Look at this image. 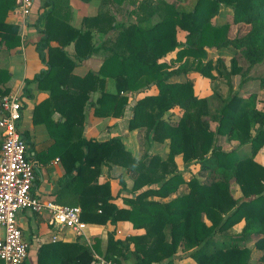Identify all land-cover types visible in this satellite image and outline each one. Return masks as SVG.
<instances>
[{"label": "trees", "instance_id": "1", "mask_svg": "<svg viewBox=\"0 0 264 264\" xmlns=\"http://www.w3.org/2000/svg\"><path fill=\"white\" fill-rule=\"evenodd\" d=\"M148 3L149 0L137 3L138 10H147ZM162 4L166 15L160 22L149 26L143 25L144 18L130 25L112 22L109 30L117 35L96 48L91 27L101 23L100 17L85 18L82 28H74L69 21L54 19L58 7L69 5L66 0L46 2V27L37 48L48 68L33 81H27L50 93L36 107L33 118L35 125L47 126L53 140L43 154L48 155L46 161L41 156L40 161L60 159L65 175L58 201L65 200V206H80L85 223L116 225L127 221L134 229H145L143 237L132 236L124 241L110 234L105 256L108 261L119 264V259H126L129 253L136 256L135 264H175V260L183 258L198 264H249L248 243L253 239L256 248L263 251L264 261V166L256 162L264 148V108L258 109L254 93L233 94V77L243 72L237 59H231L228 70L224 60L215 65L208 59L207 51L235 49L248 63L242 84L248 82L247 74L264 64V0H196L189 11L180 9L177 3ZM16 7V0H0V46L9 50L21 43L18 26L6 21ZM222 7L230 8L233 17L228 23L218 24L216 19ZM233 25L251 29L243 37L230 39ZM52 42L59 45L52 46ZM71 44L75 45L73 58L65 50ZM110 44L120 45L121 50L107 58L106 67L99 73L90 72L85 77L74 74L75 60L88 58ZM173 52V62L181 63L176 69L171 67L173 63H160ZM191 59L197 64L191 66ZM109 67H116V95L106 92V82L100 77L111 74ZM3 73L0 70V75ZM183 74H195L213 82L222 77L230 95L223 99L213 90L212 96L200 97L189 78L184 82L174 80ZM258 80L264 89V76ZM151 83L158 92L137 102L129 130L145 129L148 144L169 140L167 159L144 156L137 160L118 139L100 142L84 138L87 107L93 93L101 91L93 104L95 116L118 118L128 105L124 94L148 88ZM5 94L8 91L0 87V95ZM216 103L218 106L213 107ZM175 108L182 115L179 124L172 126L163 118ZM56 113L60 114L57 121L53 118ZM208 117L216 122V129ZM224 138L240 147L249 145L250 155L242 156L237 149L225 151L218 143ZM180 156L186 166L199 165L200 171L210 174L212 180L204 183L193 177L186 181L178 172L176 159ZM103 165L119 166L135 177L136 195L125 201L128 209L113 203L109 182L99 183ZM120 182L126 191L124 177ZM183 184L189 186L187 195L166 203L149 200L152 196L168 198ZM233 185L240 187L242 198L234 197ZM146 186L151 188L138 194ZM242 222L241 231L231 234L230 230ZM83 252L84 259L76 258L67 264H95L90 249L83 248Z\"/></svg>", "mask_w": 264, "mask_h": 264}, {"label": "crops", "instance_id": "2", "mask_svg": "<svg viewBox=\"0 0 264 264\" xmlns=\"http://www.w3.org/2000/svg\"><path fill=\"white\" fill-rule=\"evenodd\" d=\"M47 1L35 0L32 13L26 22L23 21L17 7L10 12L6 21L9 24L18 26L21 43L19 46L10 50L4 45L0 46V70L4 72L0 75V81L2 82L0 87L2 90H7L8 93H19L22 97L23 112L19 128L28 142L30 161L36 166L37 179L32 188V195L45 204L51 203L57 206H65V200L58 201V194L61 190L62 180L65 175L63 164L58 157L47 161V163L40 161V156L46 161V156L48 155L43 154L51 146L53 140L45 124L35 125L33 122L36 107L47 100L50 93L45 90H40L37 83L27 84V81H33L37 75L46 71L48 68L46 63L41 61L37 48L38 43L44 36L43 30L46 27V21L43 19V16L48 11V8L45 7ZM66 1L69 5L58 7L54 19L69 21L72 27L82 28L85 18L100 17L101 23H94L91 27L95 47L98 48L117 35L116 31L109 30L112 22H114V25H130L138 23L139 18H144V26L154 25L160 22L166 15L162 1L171 3L172 0H149L147 4L149 8L145 11H139L137 8V3L143 0ZM177 2L185 6L189 0H178ZM156 6L158 8L154 10ZM230 11L232 20L233 11ZM58 45L57 42H52V46ZM65 50L73 58L75 45L71 44ZM120 50V45L110 44L109 46L100 48L88 58L75 60L76 66L74 68V74L79 77H85L90 72L99 73L102 67H106L105 63L107 58L114 52H119ZM175 59L176 52H173L161 60L160 63L170 65L172 60ZM115 70L116 67H114V70L112 67H109L107 71L109 73L111 72V74L108 76H100L106 82L104 87L106 92L113 95L117 94V80L114 76L116 73ZM181 76L175 77L179 78L178 82H184L187 78L190 79L192 76H195V74H190L186 78L184 74ZM192 83L195 86L196 82L194 80ZM157 92L154 83H151L148 88L125 93L124 95L128 97V105L118 118L109 116L105 118L96 117L93 104L101 96V91L93 93L91 96V104L87 107L84 138L87 140L94 139L100 142L118 139L125 146L126 150L137 160L142 159L144 156H158L163 160L167 159L170 152L169 140L148 144L145 129L129 130V123L133 117V108L137 102L147 96L155 95ZM181 115V110L175 108L167 112L163 120L172 126H177L180 122ZM53 118L55 121L59 120L60 114L56 113ZM230 145L236 149L239 147L238 143ZM176 163L177 166L179 164L180 169L191 166L195 169H200V166L197 167V165L186 166L183 164L182 157H177ZM121 177H124L127 185L126 191L122 188L120 182ZM98 179L100 184L109 182L111 193L114 197L113 203L115 205L121 209L129 208V205L125 201L136 195V193H133L135 185L134 176L128 174L119 166L113 165L107 167L103 165ZM184 179L189 181L186 175ZM150 188L146 186L139 190L138 194ZM189 192L190 189H187V185H182L177 192L171 194L168 198L152 196L149 200L166 203L179 196L187 195ZM66 200L70 201L71 199L67 197ZM17 222L24 239L30 246L28 259L25 264H67L68 261L76 258L84 259L85 254L83 248L90 249L95 260L94 263L97 264V261L100 259L106 260L105 256L108 254L110 234H113L116 240L121 241L132 236L143 237L146 234L145 229H134L133 225L127 221L118 222L116 225L111 223L106 225L88 224V241H86L78 238L76 233L70 229H61L55 226L52 223V213L50 210H45L42 213H35L28 209L21 210L17 214ZM169 229L170 226H168L167 232L168 240L170 239ZM130 249L133 252L134 246L131 245ZM119 260V264H135L136 256L127 253L126 259L120 258ZM108 262L115 264L111 261ZM0 264L3 263L0 261ZM175 264L198 263L193 259L183 258L177 259Z\"/></svg>", "mask_w": 264, "mask_h": 264}, {"label": "built area", "instance_id": "3", "mask_svg": "<svg viewBox=\"0 0 264 264\" xmlns=\"http://www.w3.org/2000/svg\"><path fill=\"white\" fill-rule=\"evenodd\" d=\"M24 22L30 17L35 0H16ZM23 103L19 93L0 95V261L3 264H25L29 243L17 222L21 210L42 213L50 210L52 223L70 229L77 237L88 241V224L82 221L78 206L45 204L32 195L36 166L30 161L29 145L19 125ZM98 264H111L100 259Z\"/></svg>", "mask_w": 264, "mask_h": 264}, {"label": "rangeland", "instance_id": "4", "mask_svg": "<svg viewBox=\"0 0 264 264\" xmlns=\"http://www.w3.org/2000/svg\"><path fill=\"white\" fill-rule=\"evenodd\" d=\"M177 1L178 0H172L171 3L172 4H176V3L179 4V2H177ZM195 1L196 0H191V1L189 0V2L187 4H185V6L179 4V8L182 10L189 11L192 9ZM230 10H231L230 8L222 7L220 14L218 15V17L216 19V22L218 24H224V23L230 22L231 21V11ZM250 29H251V27L246 26V25H233L231 27L230 32H229V38L235 39L237 37H243L249 32ZM182 36H184V34ZM207 51H208V59H212V61L215 65H217L218 60H220V59L224 60L228 70H230V68H231V59L233 57H235L237 59L238 65L240 67H242L243 72L241 74L233 77V86H234L233 94L235 92H239L241 96H244L247 94H252V93L256 94L258 97V106L257 107H258V109L262 110L264 108V89L260 88L258 79L260 77L264 76V64H261V65L254 67L246 76L248 82L242 84L243 79L245 78L242 75L246 72V70L248 68V63L245 60V58H243L241 55H239L236 52V50L232 49V48L227 49V50H223V51H218L215 49H207ZM173 61L174 60H172V62L170 63V64L173 63L171 65L172 68L176 69L181 65V63H174ZM192 61L193 60L191 59L190 60L191 66L197 64V61H196V63H194V61L193 62ZM204 62H207V60H204ZM177 64H179V65L177 66ZM214 74L217 75L216 70L214 71ZM181 77H183V76H181ZM178 79L179 78H174L175 81H178ZM193 80L196 82V84L194 86L196 88V95H199L200 97L212 96L213 90H216L221 95V97L223 99L228 98V96L230 95L227 82L222 77H219L216 81L213 82L207 78H203V77H199V76L195 75V76H192L190 78V81H193ZM155 94H157V93H155ZM217 106H218L217 103L213 104V107H217ZM208 120H209L211 126L213 127V129H216V127H217L216 122H213L211 117H208ZM226 142H227L226 138L218 141L219 145H221L225 151H230V148H231V150L236 149V148L232 147L229 142H227V143ZM237 150H238V153L242 156L250 155L249 145H245L244 147L239 146ZM256 162L259 163L260 165L264 166V148L260 151V153L256 157ZM179 164L177 166L178 172H180L184 177L186 175L189 180H191L192 177H196L197 179H199L201 182H204V183L212 180L210 174H208L207 172H200L199 168L195 169L191 166V167H187L184 169L183 168L180 169ZM183 164H184V161H183ZM193 166H195V165H193ZM197 167H199V165H197ZM185 185H187V189L189 190L188 184H183V186H185ZM181 187H182V185H181ZM232 192H233V195L236 199H240L243 196L242 192L240 190V187L237 185H233ZM243 225H244V223L242 222V223L234 226L230 230L231 234L239 233L241 231ZM167 232H168V228H167ZM167 239H168V236H167ZM248 248L251 251V257H250L249 264H264V261H262L263 251L256 248L255 239H253L251 242L248 243ZM175 263H176V260H175Z\"/></svg>", "mask_w": 264, "mask_h": 264}]
</instances>
